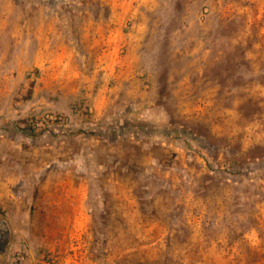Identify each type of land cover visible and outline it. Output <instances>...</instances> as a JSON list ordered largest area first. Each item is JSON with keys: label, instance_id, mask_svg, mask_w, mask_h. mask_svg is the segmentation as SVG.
<instances>
[{"label": "rangeland", "instance_id": "374dc122", "mask_svg": "<svg viewBox=\"0 0 264 264\" xmlns=\"http://www.w3.org/2000/svg\"><path fill=\"white\" fill-rule=\"evenodd\" d=\"M13 136L73 218L5 264H264V0H0Z\"/></svg>", "mask_w": 264, "mask_h": 264}, {"label": "crops", "instance_id": "0c3cea01", "mask_svg": "<svg viewBox=\"0 0 264 264\" xmlns=\"http://www.w3.org/2000/svg\"><path fill=\"white\" fill-rule=\"evenodd\" d=\"M42 138V136H40ZM28 137L13 136L0 145V264H5L9 249L15 241L29 242L32 235L41 234L45 229L51 233L63 230V225L69 229V219L73 213H58L50 218H65L66 222L52 221L44 226L37 222L38 213L33 208L43 197L42 159L44 151L39 138L29 139L31 144H24ZM19 140V141H18ZM70 182V183H69ZM72 179L66 178V200L72 199L74 188ZM70 184V185H69ZM51 195L46 193V196ZM63 200V195H54ZM33 211V212H32ZM45 231V232H46ZM31 252V248L28 249Z\"/></svg>", "mask_w": 264, "mask_h": 264}]
</instances>
